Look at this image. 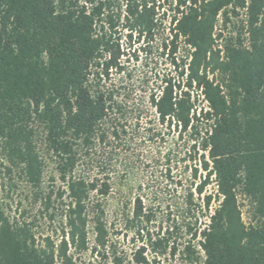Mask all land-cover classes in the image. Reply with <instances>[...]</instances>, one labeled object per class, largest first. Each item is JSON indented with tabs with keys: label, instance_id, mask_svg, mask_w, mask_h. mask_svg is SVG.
I'll list each match as a JSON object with an SVG mask.
<instances>
[{
	"label": "trees",
	"instance_id": "obj_1",
	"mask_svg": "<svg viewBox=\"0 0 264 264\" xmlns=\"http://www.w3.org/2000/svg\"><path fill=\"white\" fill-rule=\"evenodd\" d=\"M121 2L113 16L110 0H0L1 185L17 187V174L48 225L40 232L23 212L9 215L0 208V264H75L73 254L87 251L123 264L108 240L99 200L111 191L109 178H86L76 169L95 145L125 134L116 118L124 116L123 102L105 81L112 72L124 73L130 53L137 60L136 52L145 51L140 44L153 39L159 16L166 21L168 12L159 51L173 72L161 76L148 100L160 125L188 134L190 150L201 152L204 174L184 197L182 218L194 223L150 234V216L135 199L125 227L143 243L131 263L174 257L172 235L182 230L199 237L200 251L190 241L182 246L187 264H264V0ZM241 11L245 20L235 41L217 45L219 19L225 27ZM119 26L124 44L113 38ZM180 42L190 49L185 58L178 56ZM199 95L207 110L196 107ZM50 168L49 181L59 185L46 188ZM197 173L194 168L193 177ZM210 183L215 193L205 195ZM239 195L252 207L247 225ZM197 211H204V227H197Z\"/></svg>",
	"mask_w": 264,
	"mask_h": 264
},
{
	"label": "rangeland",
	"instance_id": "obj_2",
	"mask_svg": "<svg viewBox=\"0 0 264 264\" xmlns=\"http://www.w3.org/2000/svg\"><path fill=\"white\" fill-rule=\"evenodd\" d=\"M114 6L111 8L113 16L117 14V6L122 5L121 0H110ZM165 20L159 16L153 39L148 43L140 44L145 51L136 52L137 60L133 54H129L128 61L124 63L125 71L121 75L115 72L105 81V86L113 88L119 95L118 100L123 102V118H119V124L123 126L125 134H120L119 140L111 141L109 145H95L89 155H83L78 163L76 172L86 178H94L104 173L109 178L111 191L104 199H99L105 209V221L108 230V240L115 247L116 255L122 258L123 264L131 263V253L136 246L140 245L132 240L131 233L125 227V220L130 217L136 198L141 200L143 210L150 216L149 223L145 224L150 234L163 232L173 224L180 222H192L194 218H182L185 194L193 190L195 185L203 179V172L199 170L201 152L190 150V139L187 133L180 134L179 130L168 128L158 123L155 110L149 104V94L156 91L160 85V78L165 73H172V68L160 56L159 46L161 40L167 37L168 16ZM229 23L223 27L220 19L216 24V34H221V39L216 43L222 45L224 42L235 41L244 24V12H240L237 18L230 16ZM113 38L120 37V43H125L126 32L120 26ZM242 37V33H241ZM246 38V36H243ZM246 44V42H245ZM138 48V47H137ZM190 49L182 42L179 44L178 56L185 58ZM128 57V56H127ZM101 84H104L102 81ZM196 107L207 110V104L203 98L195 96ZM118 114V113H115ZM115 117V116H114ZM203 123V122H202ZM205 128L204 124H201ZM208 124L206 123V129ZM206 161L208 158L206 155ZM197 168L196 178L193 177V169ZM52 169H48L44 184L58 186V183L49 181ZM2 167L0 159V208H5L9 215H14L17 210L22 213L26 220H31L37 230H47L48 225L39 215L38 208L34 205L25 184L17 181V174H12V184L7 190L6 185L2 189ZM215 184L210 183L204 189V194H214ZM194 195V202H197ZM94 200L97 198L94 196ZM239 206L242 212L243 222L247 225L252 222V207L250 200L238 196ZM204 211H197V227H204L207 218L202 217ZM195 230V229H194ZM93 231L91 222L87 227V240L89 246L93 242ZM197 247L199 237L192 239L185 235L182 230L172 235L171 242H175L178 252L174 257L165 256L158 259V264H187L179 254L182 246L189 242ZM75 264H111L109 259L94 257L89 251L73 254ZM202 258V253L199 254ZM151 260L150 256L147 255Z\"/></svg>",
	"mask_w": 264,
	"mask_h": 264
}]
</instances>
